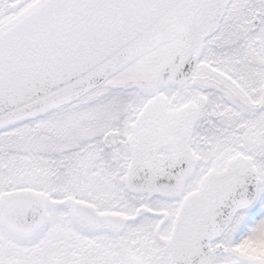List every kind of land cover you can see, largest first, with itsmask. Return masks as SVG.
<instances>
[{"label": "snow or ice", "instance_id": "1", "mask_svg": "<svg viewBox=\"0 0 264 264\" xmlns=\"http://www.w3.org/2000/svg\"><path fill=\"white\" fill-rule=\"evenodd\" d=\"M0 264H264V0H0Z\"/></svg>", "mask_w": 264, "mask_h": 264}]
</instances>
